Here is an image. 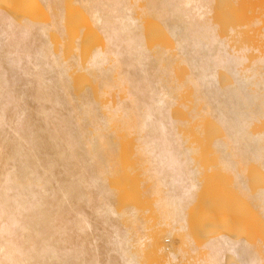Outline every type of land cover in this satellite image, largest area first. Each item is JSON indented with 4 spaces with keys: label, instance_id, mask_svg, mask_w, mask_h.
<instances>
[{
    "label": "bare ground",
    "instance_id": "obj_1",
    "mask_svg": "<svg viewBox=\"0 0 264 264\" xmlns=\"http://www.w3.org/2000/svg\"><path fill=\"white\" fill-rule=\"evenodd\" d=\"M238 1L74 0L100 33L82 56L65 0H39L51 19L24 24L0 7V264H145L147 253L160 264H264L253 222L244 237L200 239L189 224L206 164L196 160L199 137L251 202L246 216L264 220V184L255 185L264 172V50L249 43L261 21L243 22ZM120 137L135 140L130 161L143 193L132 192L150 200L143 227L138 198L116 204ZM226 199L209 202L225 211ZM228 216L218 220L234 224Z\"/></svg>",
    "mask_w": 264,
    "mask_h": 264
},
{
    "label": "rangeland",
    "instance_id": "obj_2",
    "mask_svg": "<svg viewBox=\"0 0 264 264\" xmlns=\"http://www.w3.org/2000/svg\"><path fill=\"white\" fill-rule=\"evenodd\" d=\"M239 2V5H237L238 7L237 8H240L241 10H243V12L246 14V16H245V18H244V20H243V22H246V23H249V22H252V21H261L260 22V24H258L257 26H256V28H253V29H250L251 31L249 32V35H250V37L252 38V40L249 42V43H253V45L254 46H256V47H260L262 50H264V40H263V38H262V36H261V33L263 32V30H264V0H239L238 1ZM237 2V3H238ZM236 3V4H237ZM64 5L66 6L65 7V11L67 10V14H66V16H65V19H64V22H67L66 23V27H67V29H69V31L71 32V34H82V36L79 38V40H81L80 42H82L83 44H82V46H80L78 49H77V53L79 54V56H82V54H86V50L87 49H89L91 46H92V44L93 43H96V42H99V38H100V33H99V29H98V27L97 26H95L94 24H92V23H90L89 22V17H88V15L87 14H83L81 11H80V9H78L77 8V4H76V2H74V0H65V2H64ZM241 5V6H240ZM0 7H3L5 10H8L12 15H13V17H14V19L15 20H17V21H19L21 24H24L25 22H27V21H33V20H37V21H48V20H50L51 19V14H50V11H48L47 9H45L43 6H42V4L39 2V0H0ZM235 8V7H234ZM239 10V9H238ZM245 29H247V28H245ZM248 30V29H247ZM251 55V54H250ZM15 79V78H14ZM13 78L11 79V80H14ZM87 82V81H86ZM85 82V83H86ZM88 83V82H87ZM200 138V137H199ZM199 138H197V140L199 141H197L195 138H193L194 140V142L198 145V146H200V144H201V154L197 157V159L196 160H198L197 162L199 163H203V164H205V165H200V164H198V166H200L201 167V173H200V176L202 175V177L199 179L200 181H202L201 183H203V184H201L202 185V187L200 188V190H199V192H197L198 193V195H197V197H196V199L195 200H197V202L195 203L196 205H194V206H192L191 207V214H190V216L191 217H193V218H191L190 217V222H189V224H190V226H191V233H195L194 235H195V238H199L200 236H204L205 237V235H207V237L209 236V234L211 235V234H213V235H217L219 232H221V233H223V232H225L226 231V233L229 231L231 234H233V230H234V233H235V237L236 236H239V235H241L240 237H242V235L244 234V235H246L247 233L246 232H248V230H249V226H248V223L249 222H253V223H251V226H252V224H253V229L252 230H255L254 232H255V234H254V236H256V234H258V232H259V235H261V238H263V240H264V220L258 215V214H256V213H251L249 216H246L248 213H247V211H245V209H247L248 207H250L251 206V202H249V201H247V199H244V197H242V196H240V193L238 192V191H236L233 187H232V185H231V174L229 173V172H225L223 169H220V168H218V167H216L215 168V166L216 165H214L215 164V162H212V161H215L214 160V157H211L212 156V152L209 150V142H210V138H209V140H208V138H207V141H206V138H203V137H201L200 139ZM124 139V140H123ZM129 139V138H128ZM128 139H126V138H119L117 141H116V145H117V143H119V146L117 145L116 147L118 148V151H120V152H118L117 153V148H116V154L114 153V157H113V159H114V161H118V162H116V165H118V173H119V175H117V177H115L114 176V179L119 183L120 182V178L122 179V181L120 182V183H127L126 185L125 184H123V185H125V186H123V185H121L120 183L118 184L120 187L119 188H121V187H123L122 188V191H120V196L117 198V200L118 201H116V204H118V207H121V205H124V204H121L120 205V200L123 198V200H121V202L122 201H125L124 203H130V204H134V205H137V203H138V200H137V198L139 199V203H138V207L140 208V211H139V213H140V216L142 217V219H143V221H142V219H141V226L143 227L144 225L143 224H145L144 223V217L147 215V217H148V214H149V212L148 211H146L147 210V208L146 207H150V205H149V198H148V200L146 199V198H144V199H146V200H142L143 199V197H141L140 196V192H138V190H137V194H135V191L134 192H132L133 190H136V189H139V191H141V189H142V187H141V189H140V187H137V185L140 183V177H138L139 179V182H138V180L136 179V177H137V175L139 176V174L138 173H136L135 172V168H136V163H134L133 164V162L134 161H130V160H132L133 159V156H132V151H130V150H133L134 149V144H135V142H134V144H133V141H135V140H133L132 141V139H130V140H128ZM124 142H123V141ZM128 140V141H127ZM200 140H201V142H200ZM205 140V141H204ZM119 141V142H118ZM128 142V143H127ZM130 142H131V144H130ZM205 142V143H204ZM125 145H124V144ZM124 146H123V145ZM207 144V145H206ZM131 146V149H130V146ZM203 145V146H202ZM206 146V147H205ZM119 147H120V149H119ZM126 147V148H125ZM205 147V149L203 150V148ZM208 147V148H207ZM129 148V149H128ZM208 149V150H207ZM126 150V151H125ZM207 150V151H206ZM123 151V152H122ZM128 152H130V153H128ZM206 152V153H205ZM210 152H211V156H210ZM129 156V157H127V155ZM206 154V155H205ZM207 154H208V157H207ZM118 155V156H117ZM125 155V156H124ZM203 155H205L204 157H203ZM209 157H210V159L211 160H209ZM119 158V159H118ZM123 158V159H122ZM128 158H131V159H129L128 160ZM205 158H208L207 159V162H206V159ZM213 158V159H212ZM202 159V160H201ZM205 159V160H204ZM127 160H128V162H127ZM134 160V159H133ZM119 161H120V163H119ZM124 161V162H123ZM136 161V160H135ZM118 163V164H117ZM126 163V164H125ZM209 163H210V165L212 166H210L209 165ZM121 164V165H120ZM128 165V166H127ZM134 165V166H133ZM207 165V166H206ZM132 166V167H131ZM204 166V167H203ZM209 166V167H208ZM203 167V168H202ZM119 168H121V169H119ZM124 168V169H123ZM206 168H208V169H206ZM219 169V171H221L220 173H222V174H225V173H227V175L225 174V175H221L219 172L217 173V171H218V169ZM255 167H253V169L252 170H254V171H257L258 170V168H257V170H255L254 169ZM130 169H132L131 171H130ZM215 169V170H214ZM207 170H208V172H207ZM209 170H210V172H209ZM213 170V171H212ZM122 171V172H121ZM127 171H129L130 172V176H128V172ZM124 172V173H123ZM128 174H127V173ZM135 172V173H134ZM203 172V173H202ZM117 173V174H118ZM205 173V174H204ZM210 173V174H209ZM213 173H217L218 175H220V176H216V175H213ZM252 174V173H251ZM256 174H258V171L256 172ZM131 175H133V176H135L134 178H135V180L132 178V176ZM209 175V176H208ZM211 175V176H210ZM229 175V176H228ZM120 178H119V177ZM213 176V177H212ZM227 176H228V178H227ZM253 176V175H252ZM126 177V178H125ZM130 177V178H129ZM214 177H215V179H214ZM226 177V178H225ZM260 177H261V179L260 180H258L257 181V183L255 182V185H257V184H264V172H262L261 171V175H260ZM212 178L214 179V180H212ZM128 179H130V182H127V181H129ZM134 180L133 182H132V180ZM217 179V180H216ZM226 179V180H225ZM256 179H257V177H256ZM126 181V182H125ZM205 181V182H204ZM213 181V182H212ZM214 181H215V185L213 184L214 183ZM227 181V182H226ZM137 184H135V183ZM229 182V183H228ZM128 183H130L131 184V186L129 187V186H127L128 185ZM136 185H134V184ZM227 183H228V186H227ZM129 184V185H130ZM230 184V185H229ZM117 185V186H118ZM204 185V186H203ZM213 185V186H212ZM136 187V188H135ZM228 187V188H227ZM125 188V189H124ZM130 188V189H129ZM129 189V190H128ZM231 189V190H230ZM233 189V190H232ZM123 190H125V191H123ZM202 190V191H201ZM230 190V191H229ZM232 191V192H231ZM234 191V192H233ZM124 192H125V194H126V196L125 197H127V198H124ZM127 192V193H126ZM142 192V191H141ZM123 195H122V194ZM138 193H140V194H138ZM143 193V192H142ZM205 193H207V195L205 194ZM214 193V194H213ZM132 194V195H131ZM211 194V195H210ZM214 196H213V195ZM229 194V195H228ZM230 194H232V195H234L233 196V198H232V195H230ZM237 194V195H236ZM122 195V196H121ZM127 195H129V196H127ZM133 195H135V196H133ZM204 195V196H203ZM208 195H209V197H208ZM220 195V196H219ZM130 196L132 197L131 199L134 201H131V199H129L130 198ZM137 196V197H136ZM212 196V197H211ZM216 196H218V197H216ZM228 196V197H227ZM134 197V198H133ZM140 197V198H139ZM145 197V196H144ZM204 197H205V199H204ZM208 197V198H207ZM215 199H214V198ZM119 198H121V199H119ZM212 198V199H211ZM227 198V199H226ZM229 198H230V200H229ZM232 198V199H231ZM127 199V200H126ZM129 199V200H128ZM217 199V200H216ZM225 200L226 199V201H229V207H228V205H227V203H226V201H224L225 203H226V205L227 206H225V207H228V208H225V209H227V210H225V211H223L222 209L224 208H220V206L222 207V205H217V208L216 209H218V207L223 211V213H222V211L220 210H218V212L215 210V207H214V204H220L223 200ZM237 199V200H236ZM242 199V200H241ZM137 200V201H136ZM209 200H213L214 202H212V201H210L209 202ZM220 201V203L219 202H217V201ZM222 200V201H221ZM128 201H130V202H128ZM142 201H145V202H142ZM216 201V202H215ZM240 201V202H239ZM140 202H141V204H142V206H141V204H140ZM202 202H203V204H202ZM209 202V203H208ZM211 202L212 203H214V204H211ZM248 202H249V204H248ZM123 203V202H122ZM144 204H145V209L146 210H144V208H143V206H144ZM147 204V205H146ZM234 204V205H233ZM236 204H238V205H236ZM201 205H203V206H201ZM207 205H209V206H207ZM213 205V206H212ZM231 205V206H230ZM240 205H242V206H240ZM247 205V206H246ZM207 207L208 209H206V211L204 212V211H202V212H204V214L202 213V212H200L201 210H205V209H203V208H201V207ZM216 206V205H215ZM224 206V205H223ZM238 206V207H237ZM239 206L241 207L240 209H239ZM244 206V207H243ZM246 206V207H245ZM143 209H142V208ZM235 207H237V208H235ZM199 210H198V209ZM229 208H231V209H229ZM233 208H235V209H233ZM244 208V209H243ZM236 209H239V210H236ZM213 210V211H212ZM231 210V211H230ZM233 210H235V211H233ZM144 211V212H143ZM146 211V212H145ZM194 211H196V212H194ZM239 211V212H238ZM244 211V212H243ZM147 212H148V214H147ZM199 212V213H198ZM219 213L218 214V216H217V213ZM233 212V213H232ZM235 212V213H234ZM242 212V213H241ZM245 212H246V214H245ZM207 213V214H206ZM222 213V214H221ZM226 213H228V215H226ZM231 213V214H230ZM237 213H241V214H237ZM243 213L245 214V216L246 217H248V219H247V221H246V218H245V216L243 215ZM146 214V215H145ZM150 214H152V212H150ZM237 214V215H236ZM193 215V216H192ZM201 215V216H200ZM207 216L208 218H210V216H211V220H213V222H214V225H210V226H206V225H208V224H210L209 223V219H208V223L206 222L207 221V218H206V224L205 225H203V224H201L202 222H200L199 220H198V218L199 217H202V216ZM223 216V215H225L226 217L228 216V219H230L229 221L231 222V219H232V222H233V220L235 221L234 222V224H235V227H234V224H230V225H228L227 224V222H225L226 224H227V226H225L223 223H222V221L220 222L218 219H220V218H222V217H219V216ZM231 215V216H230ZM199 216V217H198ZM204 216H203V219H200L201 221L202 220H204ZM197 218V219H196ZM244 218V219H243ZM210 220V221H211ZM216 220V221H215ZM245 220V221H244ZM249 220V221H248ZM228 221V222H229ZM242 221V222H241ZM143 222V223H142ZM200 222V223H199ZM212 222V221H211ZM221 224H220V223ZM229 222V223H230ZM238 222V223H237ZM244 222H245V224H244ZM198 223H199V225H198ZM240 224V225H239ZM243 224V225H242ZM220 226V229H219V227H216V226ZM237 225H239L238 227L239 228H237ZM194 226V227H193ZM228 226H230L229 228H228ZM242 226V227H241ZM197 227V228H196ZM216 227V228H215ZM221 227H223V228H221ZM227 227V228H226ZM240 228H241V230H240ZM246 228V229H245ZM192 229L194 230V231H192ZM213 229H214V231H213ZM227 229V230H226ZM229 229V230H228ZM238 229V230H237ZM245 229V230H244ZM215 230H218V231H215ZM223 230H225V231H223ZM237 230V231H236ZM211 231V232H210ZM212 231H213V233H212ZM238 232L237 234H236V232ZM200 233L199 235L200 236H198V233ZM216 232V233H215ZM244 232V233H243ZM257 232V233H256ZM196 233H197V235H196ZM209 233V234H208ZM246 233V234H245ZM239 234V235H238ZM192 235V234H191ZM244 235H243V237H244ZM193 236V235H192ZM202 236V238H204ZM212 236V235H211ZM247 236V235H246ZM210 237V236H209ZM258 237V235L256 236V238ZM194 239V238H193ZM200 239V238H199ZM263 240H262V242H263ZM196 241H199L198 239L196 240ZM167 244L169 243L168 241L166 242ZM145 248H146V246H145ZM144 252H145V250H144ZM147 256H145V257H147L146 259H148V260H146L145 259V257H144V262H145V264H155V259H153L154 257H156V256H154V255H152V254H146ZM148 255H150L149 257H148ZM192 255H194V254H191V255H189L188 256V258H190V256H191V259L193 258L194 259V257H195V259L194 260H196V257L197 256H193L192 257ZM151 256H154V257H152L151 259H149ZM159 258V257H158ZM192 259V260H193ZM149 260H151V261H149ZM157 260V259H156ZM193 260V261H194ZM160 262L162 261L161 259L159 260ZM159 261H157V262H159ZM185 261H187V260H185ZM189 261H190V263H193L191 260H188L187 262H186V264H188L189 263ZM148 262V263H147ZM156 262V264H160V263H157ZM195 262V261H194ZM165 263V262H164ZM185 263V262H184ZM183 263V264H184ZM163 264V263H162Z\"/></svg>",
    "mask_w": 264,
    "mask_h": 264
}]
</instances>
